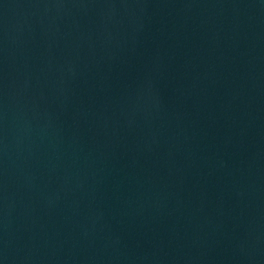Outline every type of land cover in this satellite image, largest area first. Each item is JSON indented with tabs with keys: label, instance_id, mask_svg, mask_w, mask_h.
<instances>
[{
	"label": "water",
	"instance_id": "1",
	"mask_svg": "<svg viewBox=\"0 0 264 264\" xmlns=\"http://www.w3.org/2000/svg\"><path fill=\"white\" fill-rule=\"evenodd\" d=\"M0 264H264V0H0Z\"/></svg>",
	"mask_w": 264,
	"mask_h": 264
}]
</instances>
